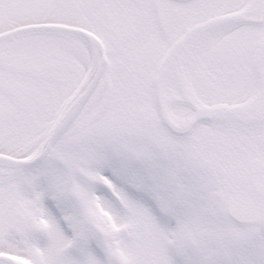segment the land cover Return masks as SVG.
<instances>
[{
	"label": "snow or ice",
	"instance_id": "1",
	"mask_svg": "<svg viewBox=\"0 0 264 264\" xmlns=\"http://www.w3.org/2000/svg\"><path fill=\"white\" fill-rule=\"evenodd\" d=\"M0 264H264V0H0Z\"/></svg>",
	"mask_w": 264,
	"mask_h": 264
}]
</instances>
